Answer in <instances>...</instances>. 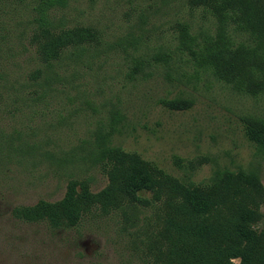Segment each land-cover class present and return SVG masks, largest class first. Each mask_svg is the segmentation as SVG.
Instances as JSON below:
<instances>
[{
    "label": "rangeland",
    "instance_id": "1",
    "mask_svg": "<svg viewBox=\"0 0 264 264\" xmlns=\"http://www.w3.org/2000/svg\"><path fill=\"white\" fill-rule=\"evenodd\" d=\"M42 1L0 0V264L151 263L158 205L93 209L59 229L13 214L61 200L70 180L103 190L105 148L136 153L183 182L243 169L264 187V152L246 138L242 120L264 118V96L218 80L180 41L179 24H187L190 46L203 48L217 35L214 16L189 0H66L53 10L59 27L90 28L98 42L79 61L57 65L49 81L32 42ZM229 36L234 45L246 40L231 29ZM178 98L192 106L164 103ZM261 212L260 229L264 205Z\"/></svg>",
    "mask_w": 264,
    "mask_h": 264
},
{
    "label": "trees",
    "instance_id": "2",
    "mask_svg": "<svg viewBox=\"0 0 264 264\" xmlns=\"http://www.w3.org/2000/svg\"><path fill=\"white\" fill-rule=\"evenodd\" d=\"M219 23L217 35L203 48L193 50L189 26L179 24L180 41L200 67L210 69L220 81L252 96H264V0H189ZM66 0H43L38 8L32 36L36 52L53 79L55 68L67 59L77 60L97 45L98 35L87 27L62 28L53 10ZM245 34L233 44L229 30ZM42 74L39 70L37 74ZM172 110L192 106L188 99L164 102ZM246 138L264 152V118L242 119ZM100 163L109 184L93 193L88 183L70 180L65 196L57 202L39 201L20 206L13 214L26 222H47L53 228L76 226L93 209L109 214L127 205L158 207L162 226L147 244L149 264H264V187L255 172L218 170L208 182H183L136 153L120 148L100 151ZM150 192L149 200L141 194ZM100 264V263H94Z\"/></svg>",
    "mask_w": 264,
    "mask_h": 264
}]
</instances>
